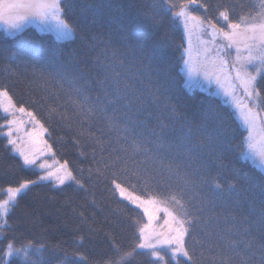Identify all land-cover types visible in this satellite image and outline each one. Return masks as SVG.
<instances>
[{"label": "snow or ice", "instance_id": "obj_1", "mask_svg": "<svg viewBox=\"0 0 264 264\" xmlns=\"http://www.w3.org/2000/svg\"><path fill=\"white\" fill-rule=\"evenodd\" d=\"M193 6L203 9L205 15L193 14ZM147 7L150 11L144 13L145 18L160 30L152 41L148 57L150 63H157L153 88L138 95L127 83L121 84L119 73L114 71L115 61L107 55V48L100 53L104 62L99 57L95 61L103 79L92 81L99 83L103 99L100 95L91 97L88 78L83 74L76 76L69 73L64 65L57 67L55 73L77 97L80 113L85 117L80 121V134H86L83 131L86 118L106 117L111 125L110 131L117 133L127 145L116 149L117 154L104 161L103 170L97 168L93 172L89 169V178L95 175L98 181L107 179L124 201L147 218V223L131 219L135 241L124 245L113 235L109 239V251L104 254L106 258L97 260L91 259L90 249L86 254L79 248L69 251L57 244L49 250L44 243L5 236L7 243L0 247V264H16L17 261L19 264H53L45 253L55 256L56 249L61 250V255L56 258L55 264H140L138 257L145 255L151 258L153 264H198L194 256L199 242L194 233L205 209L224 195L225 185L220 183V176L226 167L223 161L230 149L233 133L225 114L211 105L194 114L192 119H187L182 114L177 115L174 105L166 104L170 119L182 121V134L174 142L167 137L169 125L163 119L157 117L156 126H148L153 115L149 105L159 103L160 96L168 90L164 57L174 42L170 29L176 22L182 23L185 37L181 39H186L188 45L184 47L182 43L180 47L187 57L182 56V59L189 84L199 85L201 75L208 80L214 77L218 84L221 83V76L225 77L228 86L222 85L224 95L231 99L249 132L247 150L241 148L244 159L258 158L264 167V146L258 148L255 142L258 121L264 127V116L260 115L264 112V0H256L250 7L235 2L213 4L210 0H151ZM64 14L65 0H0V20H5L10 30H18L26 21L36 20L55 31L58 40H66L72 37L73 28L63 18ZM164 16L173 21L169 29L164 27ZM194 33L201 46L198 52L200 62H193L191 57ZM202 35H209L210 40L202 39ZM218 39L223 43L217 47ZM134 47L142 51L144 45L137 42ZM232 48H235L236 55L230 60L227 50ZM238 89L243 93L242 98ZM0 108L10 115L15 114L10 109L26 112L23 106L16 107L6 86H0ZM27 115L30 122L39 125L40 131L34 127L31 132L24 130L25 135L31 141L43 143L51 151V145L46 140H39L41 135L48 133V129L40 124L33 112L28 111ZM49 115L61 120L67 118L56 108H50ZM21 123L6 119L0 124V134L7 138V146L19 154L24 166H38L42 175L36 180H23L16 186L9 185L3 189L5 198L0 199V231L13 228L9 221L19 206L21 193L30 186L40 181H54L59 186L75 183L83 187V179H77L67 161L55 167L47 161L40 162L43 149L38 155L36 151L28 152L22 147ZM87 135L94 136V133L89 131ZM76 143L79 146V141ZM205 145L211 149L207 158L199 152V148ZM148 161L155 167H145ZM213 168L217 170L215 176L212 175ZM259 185L258 205L255 199H246L250 205L246 215L225 217L224 223L230 226L224 231L227 237L234 238L223 242L221 253L213 258V264H264V177H261ZM235 187L234 179L227 185L228 192L232 194L228 200L239 207L240 200L245 197L243 193L236 192ZM138 188L141 195L136 194ZM193 192L196 195H190ZM207 193H211V197ZM161 212L162 225L157 219V214ZM154 220L158 227L153 226ZM90 232L94 230L90 229ZM86 238L91 237L81 236L74 243L83 248Z\"/></svg>", "mask_w": 264, "mask_h": 264}, {"label": "trees", "instance_id": "obj_2", "mask_svg": "<svg viewBox=\"0 0 264 264\" xmlns=\"http://www.w3.org/2000/svg\"><path fill=\"white\" fill-rule=\"evenodd\" d=\"M210 2H235L250 7L256 0ZM150 3L151 0H70V3L65 0L64 17L74 30V36L66 40H58L52 33L39 31L33 26L14 36L0 30V86L9 88L17 105L35 112L48 129V140L56 156L68 162L77 179H83L82 188L75 183L54 186L48 181H40L22 192L19 206L9 221L13 228L0 231V247L7 243L5 236L8 239L15 236L21 240L44 243L49 250L57 244L69 251L79 248L86 251V254L90 249L91 259L97 260L109 251V239L113 235L124 245L135 241L131 219L144 223L145 217L124 201L107 179L98 181L95 175L89 178V169L93 172L97 168L103 170L104 161L115 156L116 149L127 145L118 138L117 133L110 131L111 125L106 117L86 118L83 125L86 134L81 135L80 121L85 117L80 113L77 97L55 73L57 67L64 65L69 73L76 76L83 74L88 78L91 97L100 95L103 99L99 83L92 81L103 79V73L95 61L99 57L104 62L100 53L107 48V55L115 61L114 71L119 73L121 84L127 83L138 95L153 88L157 63H150L148 57L152 41L160 30L144 16L145 12L150 11L147 7ZM192 12L195 15H205L203 9L196 6L192 7ZM163 23L165 29L173 25L172 19L167 16L163 17ZM170 35L174 42L164 57L168 90L160 96L159 103L149 105L153 115L148 126L155 127L157 117L163 119L169 125L166 129L167 137L174 142L182 134V121L170 119L165 105H174L177 115L182 114L187 119H192L194 114H199L211 105L225 114L233 133L230 149L223 161L226 167L220 176V183L225 185L224 195L216 198L214 204L205 209L194 233V238L199 242L194 260L198 264H213V258L221 253L223 242L234 238L227 237L224 231L230 226L224 223L225 217L231 215L239 218L246 215L250 206L246 199H255L258 205L259 181L264 177V171L250 160L244 159L241 148H246V129L236 119L233 111L219 97L186 87L181 70L184 53L180 45L183 43L186 46L185 40L181 39L185 37L182 23L176 22L170 29ZM137 42L144 45L142 51L134 47ZM50 108H56L67 118L61 120L50 117ZM5 120L6 115L0 110V124ZM89 131L94 136L87 135ZM76 141H79V146ZM210 151V147L206 145L199 148L205 158ZM145 167L153 168L155 165L148 161ZM216 171L215 168L212 169L213 176ZM37 177L38 172L24 166L21 159L7 146L5 136L0 134V188L16 186L23 180H36ZM234 179L235 191L243 193L245 197L240 200L239 207L228 200L232 194L228 192L227 185ZM136 193L142 194L140 188ZM207 194L210 197L212 195ZM90 229L94 232H90ZM81 236L91 237L85 239L83 248L74 243ZM55 251V256L50 255V252L45 253V257L51 259L53 264L61 255L60 249ZM138 260L140 264H153L147 255L138 257Z\"/></svg>", "mask_w": 264, "mask_h": 264}, {"label": "rangeland", "instance_id": "obj_3", "mask_svg": "<svg viewBox=\"0 0 264 264\" xmlns=\"http://www.w3.org/2000/svg\"><path fill=\"white\" fill-rule=\"evenodd\" d=\"M6 2H7V0H6ZM13 15H15V14H13ZM63 18L65 19L64 16H63ZM29 26H33L37 30L42 31V32L52 33L57 38L55 31H52L50 29L45 28L44 26H42L40 24L39 21H36V20L26 21L22 25V27L19 28L18 30H10L8 28V24L6 23V21L5 20H0V30H2L5 34H7L9 36L17 35L18 33H20L21 31H23L25 28H27ZM73 36H74V30H73L72 37ZM72 37H70V38H72ZM201 38L204 39V40H210V36L209 35H202ZM185 42H186V39H185ZM220 43H223V41H220L218 39L217 40V47L219 46ZM187 46L188 45H187V42H186V46L185 47H187ZM200 51H201V46L197 43L196 34L194 33L193 34V37H192V49H191V57H192L193 62H200V56H198V52H200ZM227 52H228V59H230V60L233 59L235 57V55H236L235 48L228 49ZM184 58H187L185 54H184ZM184 68H185V66L182 63L181 70H182L183 75L185 77V85H186V87L188 89H190V90L199 89V90L205 91V92H207V93H209L211 95H214L216 97H219L223 101V103L226 104L233 111L234 116L236 117V119L239 121V123L242 125V127L244 129H246V148H245V151H246L247 150V145H248L249 132L247 130V125L243 122V120H242V118L240 116L239 111L232 104L231 99L229 97H227V96L224 95L222 85H223V87H227L228 86V81L222 75L221 76V83L218 84L216 82V80H215L214 77L211 80H208V79H205L204 76L201 75L199 77V80H200L199 85L193 86V85H190L189 84V82H188L189 81V78H188V75H187L186 71L184 70ZM211 70H212L211 69V66H209V71H211ZM237 92H238V95L242 98L243 97L242 91H240L238 89ZM5 103H7L6 100H5ZM20 106H22V105H17L16 104V107L17 108H19ZM23 107L26 109V112L25 113H19L18 111H15L14 109H10V112H15L14 115H10V114L4 113L3 110H2V108H0V110L2 111V113L4 115H6V119H9V120H17V121H21L22 122L20 124V127L22 128V131L20 133V136L23 138L21 140V145H22V147L26 151H28V152L36 151L38 153V155H39L40 154V149H43V154L40 155V162L47 161V163L49 165H54L55 167H59V165L60 164H63L65 161L60 160L56 156L55 151H54L51 143L48 140V133L41 135L39 137V140H46L47 143L49 145H51V151H49L47 148H45L44 145H43V143H37V142L31 141L25 135V131L24 130H26L28 132H31V131H33V128L34 127H35L36 131H40V129H39V125H34L32 122H30V117H28V115H27V112L28 111H31L34 114H35V112L33 110H31V109H28L25 106H23ZM260 115L261 116H264V112H261ZM35 117H36L37 120H39L40 124H43L44 127L47 128L45 126V124L36 116V114H35ZM4 131H6V129ZM255 135H256L255 142L257 144V147L259 148L261 146H264V139H262V138H264V127L261 126V124H260L259 121L257 123V129H256ZM6 140H7V138H6ZM7 144H8V142H7ZM12 152L19 157V154L17 152H15V151H12ZM250 161L252 163H254L255 165H257L260 169H262L264 171V167L261 166V162H260V160L258 158L256 160H250ZM27 167L35 169L38 172V176L42 175V171L39 169L38 166H27ZM68 167L70 168L69 164H68ZM51 183L54 186H59L54 181L51 182ZM129 191H131V189H129ZM2 193H3V189L0 188V199L5 198ZM158 206L161 207V208L164 207V205H158ZM162 217H163V213L162 212L157 214V219L159 220V224L160 225L163 224ZM144 223H147V218L146 217H145ZM152 223H153V226H157V222L155 220Z\"/></svg>", "mask_w": 264, "mask_h": 264}]
</instances>
